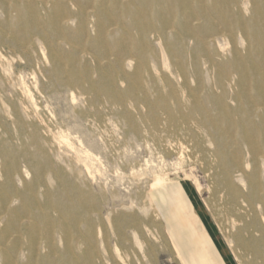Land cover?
<instances>
[{"label":"rangeland","instance_id":"374dc122","mask_svg":"<svg viewBox=\"0 0 264 264\" xmlns=\"http://www.w3.org/2000/svg\"><path fill=\"white\" fill-rule=\"evenodd\" d=\"M189 246L264 264V0H0V264Z\"/></svg>","mask_w":264,"mask_h":264},{"label":"crops","instance_id":"0c3cea01","mask_svg":"<svg viewBox=\"0 0 264 264\" xmlns=\"http://www.w3.org/2000/svg\"><path fill=\"white\" fill-rule=\"evenodd\" d=\"M182 187V190H183V192H184V195H185V197L187 198V200H188V202H189V204L191 205V207H192V209L194 210V212H195V214H196V216H197V218H198V220L200 221V223H201V225L203 226V224H202V219L204 218V213L202 212V210H200V208H199V206H198V204H196L195 202H194V200H192L191 199V197L188 195V193L186 192V189L183 187V186H181ZM167 204V203H166ZM166 211V210H165ZM164 211V212H165ZM177 220V219H176ZM181 223H182V221H180ZM204 228V227H203ZM204 230H205V232H206V235L208 236V233H207V231H206V229L204 228ZM186 231V230H185ZM209 238V237H208ZM210 239V238H209ZM191 240L193 241V243H195V245H196V240H194L193 238H191ZM211 241V240H210ZM212 243V242H211ZM213 245V244H212ZM200 246V245H199ZM192 246H189L187 249H183V251H182V253H183V256H185V258H187V260H188V258H189V255H190V253H191V248ZM214 247V246H213ZM200 249H201V247H200ZM200 249H199V251H200ZM215 250V249H214ZM194 252V251H193ZM196 252V254H195V257H198V260H193V261H196V262H189V260L187 261V264H205L207 261H210L209 259H208V257H207V254L204 252V251H200V252H198V251H195ZM216 252V251H215ZM217 253V252H216ZM218 254V253H217ZM202 255V260L201 259H199V258H201L200 256ZM219 257V256H218ZM186 260V259H185Z\"/></svg>","mask_w":264,"mask_h":264}]
</instances>
